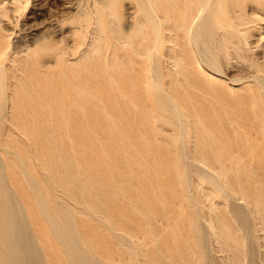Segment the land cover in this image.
I'll return each mask as SVG.
<instances>
[{"label": "bare ground", "instance_id": "6f19581e", "mask_svg": "<svg viewBox=\"0 0 264 264\" xmlns=\"http://www.w3.org/2000/svg\"><path fill=\"white\" fill-rule=\"evenodd\" d=\"M103 2L108 13L114 15L117 19L121 18V14H119L117 10V0H103ZM139 2L140 5L137 9V15L135 16L133 28L131 30H124L122 25L112 27L114 31V40L116 41H113L111 36L107 34L106 28L102 22L101 13L98 12V8L97 10L95 9L98 20L96 21L97 24L95 23L94 34L92 33L93 38L89 47L84 51L82 50L83 52L81 51V58L77 60L78 64L75 68H72V64H66L67 68L64 70V74L70 75L71 77L75 74V77L80 80V91L82 96L91 99L96 109L106 112L108 115V126L118 128V142L116 144L118 150L116 152L113 173V179H116L119 184L121 183L120 186H117L118 193L116 191V196H112L106 189L110 183L109 181L112 179L110 176V167L103 160L101 148L95 143V140L99 139L98 137L104 138L105 135L103 136L102 134L97 135V137L81 134L76 137L69 135V140L74 142L71 146V149L75 152L74 155L72 154L75 156V161H73V163L83 166L85 172L84 179L78 178L75 173L70 174L69 179L72 183L81 180V186L84 187L88 185L100 189L98 197L103 203V206L107 209L108 216L114 220L115 228L124 231L127 234L126 236L129 235L131 240L137 243L140 248L144 244L143 239L148 234L152 224L159 222L161 219V215L157 210L155 211L153 207L154 201H159L167 216L169 215V211H174L177 208L176 201L170 200L168 197L169 194L167 193L168 190L166 191L159 180L156 182V187L153 186V178L151 177L152 169L150 168L149 160L151 157H155L156 160L161 158L175 159L179 162L181 160L180 156L183 158V154L181 153L180 156L177 155L173 148L177 142L182 141V143H187L188 147L194 152V156L192 155L193 158L195 157L208 169V171H210V174L214 175L210 176L212 177L211 182L217 184L219 189L225 190V195L229 193L227 189H225L226 185L228 189L233 192L232 194H237L250 204L261 217V220L264 221V189L261 179L257 176L262 169L259 156L260 149L264 144V112L258 114L257 120L253 116L254 105L258 103L257 98L259 95L253 87L249 86L250 83L248 81H244L245 78L242 79L244 81L243 84L237 86L239 83L228 82L227 79L223 77V72L221 73L224 68H227L229 64L233 62L234 57L237 56H243V58L244 56L248 57L252 63L251 65H256V68L262 70L264 73V64H253L254 62L252 58H250L251 56L249 57L250 54H248L249 36L253 33V28L255 27L254 21L259 17L258 13H250L248 6L252 5L258 8V6H261L263 3L262 0H139ZM81 3L79 2L78 4L80 5ZM85 4L89 3L86 2ZM61 23V25H63L62 21ZM78 23H81V21ZM111 25L112 24H110V26ZM36 39L38 40V38ZM87 39L85 38V40ZM79 43L80 42L77 44ZM253 47L255 48V46ZM45 52L46 54H55L59 57L60 61L65 62L63 50L54 51L53 47L47 46ZM7 53L5 54L6 57ZM34 59L35 58L31 59V63L19 62L17 64V68L21 70L22 74L16 72V69H12L9 75L19 79H28L33 85L30 87L15 86V95L10 97L11 101L7 106L5 105L7 108L6 110H10L11 112L10 122L23 126L45 124L53 126L61 125V120H54L49 113H44V110H52V104L49 98L46 99L47 95L51 93V90L48 86L35 87L37 83L35 79L38 78L42 69L39 64H32V62L35 61ZM0 70V74L2 73V76L7 78L8 76L4 65L1 66ZM45 73H47L45 76L47 78L53 74L52 71H45ZM253 77L259 79L257 78L259 76ZM262 78L264 79V77ZM1 81L2 80H0V82ZM257 82L259 81L257 80ZM103 88L114 91L113 110L119 111L120 116H118V114H112L111 106L108 105V97H104L101 94ZM23 94H25L24 97L21 96ZM34 99H36L37 102L34 103ZM39 103H41L40 110L43 112L39 111L34 118H28V114L33 111V105ZM77 104H80L83 109L87 108V102L85 100ZM3 110H5V108ZM3 112L4 111H2V113ZM3 115L5 114H1V117ZM95 119L96 117L89 120L87 124L92 125ZM1 120L2 119H0V121ZM70 124L74 125L75 128L80 126L78 122ZM4 127L5 125L3 128ZM124 127L128 129H124ZM260 129L263 131L261 136L259 134ZM57 140L59 143L64 141L63 138ZM140 141H144L146 147L140 148L138 146V142ZM179 145L182 148L181 144ZM184 146L186 145L184 144ZM78 148H82L80 153L83 155V161H78L76 155L79 152L77 150ZM189 148H186V150ZM18 149L23 151V155L26 159H31L30 153L27 151L26 147L18 146ZM58 149L59 153L57 157H50L45 150L42 151V157L44 163L48 164L50 169V175L48 172L46 175H49L55 181L61 182L67 179V174L61 169L66 159L63 146H59ZM11 151H13V149H11ZM103 151H106L105 147H103ZM2 154L0 160H3L2 162L4 163L7 158ZM190 154L192 153H189L188 158H190ZM16 155L18 156V153ZM185 159H187V157H185ZM2 162L0 161V169L3 164ZM186 162L187 161H185V163ZM5 164L7 165L4 167L3 164L2 167L4 168L1 170L3 171L4 169L5 171H3V173H5V179H7L8 182L5 184L7 185L4 184V181L0 177V264H44V262L46 264H67L60 249L57 248L49 231L41 221L39 212L37 211V203L35 200H31L29 192L22 183V178L18 175L17 171H15V164ZM155 166L156 170H158V164ZM198 167L199 166H197V168ZM200 167L202 168L203 166L200 164ZM25 168L28 169L27 167ZM33 171H35V167H33ZM200 171L201 169H197V172ZM25 172H27V170H25ZM185 172L188 174L187 171ZM117 173L118 176H124V181L126 177L129 178L130 189L128 191L124 184L125 182H120ZM252 173H255V175H252ZM32 177L35 179L34 176ZM186 178L188 180V177ZM147 179L149 184L146 183ZM36 180H29V182L32 181L29 184L34 183L33 181ZM40 181H42V179ZM50 185L52 186V184ZM199 186L200 185H198V187ZM32 187L35 186L32 185ZM152 188H155V197L149 199L150 197H148L147 193L150 192ZM203 189L201 190L203 191ZM8 190L18 193L15 194L16 196L18 195L17 203L11 199L12 197L10 198L12 195L9 196L5 193ZM33 190L38 193L37 190ZM11 193L12 192H10V194ZM203 194L204 197L207 196V194ZM229 196L230 195H227V197ZM44 197L41 196V199L43 200ZM221 198L222 197H220V199ZM207 199L209 200V197ZM233 199L234 198L231 200ZM42 200H39V202H42ZM45 200L46 198L44 201ZM44 201L43 204H40L45 205ZM63 203H65V205L67 204L64 201ZM237 204H239L240 207L242 206L241 203H236V208L238 206ZM51 206L53 207H51V209L54 210L58 216H60V214H66L65 206ZM47 208L44 209L42 207V210H46V212L48 210L47 213L51 216ZM211 208L215 218L221 226V228L217 230V233L223 238L224 245L229 246L234 253H238L241 248L237 233L233 232L223 215H221V208H219L218 204H216V206H211ZM244 208L242 211L240 209V211L243 212L247 206L245 209ZM136 212H143L146 214V222L135 218L134 213ZM246 212L243 213L247 214ZM244 216V218L248 219L246 215ZM51 219L48 218L49 222ZM250 220L251 219L247 221ZM54 221H56L55 219H53V223L58 224ZM65 223L67 224V222ZM75 223L74 228L79 229L84 244L90 247V251L97 258L102 259L107 264H125L126 259L123 256V252L119 249V245L124 243L117 240L113 242L104 237H102L103 239L101 240L98 238L96 239L95 236H103V233L98 230L87 217L81 216L80 218H76ZM249 223L248 227L246 226L248 229L251 228ZM246 224L244 223L242 225L244 226ZM28 225H31L33 230L32 234L35 239H33L34 237L32 238L33 235L28 231L30 228ZM71 225L69 227H71ZM110 225L111 224H109V226ZM173 225V227L177 228L175 224ZM194 225L196 224L194 223ZM251 226L252 228L254 227L253 225ZM51 227L54 226L51 225ZM213 227L215 228L212 224V228ZM246 227L244 226L243 228ZM59 229L61 228L59 227ZM52 230L53 229H51V231ZM54 230L52 231L53 233L57 231V229L56 231ZM243 230L244 232L248 231L245 229ZM250 231L253 232L252 229L249 230L248 235ZM73 233H76V231ZM197 235L199 234L196 232V236ZM63 236L65 238L66 236L68 237V235L65 236V234ZM60 237L61 236H59V238ZM251 237H253V235ZM77 238H79V236H77ZM172 238L175 244H177V247L172 251L164 252L162 261L164 260L166 264H177V258L182 255V249L178 247L181 235L175 230L172 234ZM197 238L199 237L197 236ZM34 240L40 243L43 255L35 248L36 244L34 243L36 242ZM67 240L72 242V240L68 238ZM67 240L64 242L67 243ZM79 241H81L80 238ZM64 242L62 245H64L65 248H69L70 245L68 246V244L66 245ZM70 247H72V245ZM77 248L78 252H80L79 247ZM82 248L83 247H81L80 250H82ZM252 248L253 247H251V249ZM259 248H261L260 243ZM68 250L71 249L69 248ZM143 251L147 252V249ZM69 252L71 254L74 253L73 250ZM69 252L68 256H70ZM85 252L86 251L83 253ZM83 253L80 254L83 256L85 255ZM87 253L88 252H86V254ZM235 254H233L234 256L231 258L238 260L240 257ZM73 256L74 255L68 258H73ZM85 257L87 258L86 255L82 257L83 263L86 260ZM248 259L249 258H247V260ZM71 260L73 261V259ZM90 260L88 263L91 262ZM82 261L80 262L82 263ZM93 261L95 263L97 262V264L101 262L95 259ZM145 261L148 264H163V262H159L158 258H151ZM75 262L77 261L75 260ZM94 262L91 263L95 264ZM226 262H228V260ZM135 263L137 264V261Z\"/></svg>", "mask_w": 264, "mask_h": 264}, {"label": "rangeland", "instance_id": "374dc122", "mask_svg": "<svg viewBox=\"0 0 264 264\" xmlns=\"http://www.w3.org/2000/svg\"><path fill=\"white\" fill-rule=\"evenodd\" d=\"M79 2L80 3L82 2L80 5L84 7H81L78 4ZM86 2H88L89 4H85ZM138 2L139 0H117V10L118 13L121 14V18L117 19L115 18L114 15H111L110 13L107 12L108 10L104 5L103 0H83V1L82 0H39V1L38 0H0V16H1L0 17V69L1 66L4 65L6 74L8 76L7 78H4L2 76V73L0 74V80H2L0 82V109H1L0 117L1 114H5L0 118L2 119L0 121L1 123L0 153L1 154L3 153L2 155L7 158L6 162L4 163L2 162L3 160L0 161L4 164V165L2 164L4 167L7 165L5 163L15 164V169H16L15 171H17L18 175L22 178V183L25 189L29 192L31 200H35V202L37 203V211L39 212V217L43 222V224L45 225V227L47 228V230L49 231L52 240L55 242V245L57 246L58 249H60L61 253L63 254V258L65 259L67 264H73L75 260L77 261L75 262L77 264H89V263L92 264L94 262L93 261L94 259L96 261L99 260L101 261L98 264H107L102 259L97 258L90 251V247L87 244H84L83 238L80 236L79 229L74 228L75 227L74 224H76L75 219L80 218L81 216L89 218L90 222L103 233V236L102 235L95 236L96 239L98 238L99 240H101L103 239L102 237H104L105 239L111 240L113 242L114 240H117L119 242L124 243L119 245V249L123 252V256L126 259L125 264H136L135 263L136 261L137 264H148L146 263L145 260L151 258L152 259L158 258L159 262H163V264H166L164 260L162 261V256L164 252L172 251L177 247V244H175V241L172 238V234L174 233L175 230L177 231L178 234L181 235V239L179 241L178 247L182 249L181 257L177 258L178 259L177 264H229V263L230 264H245V263L264 264V246H263L264 221L261 220V217L257 214V212L253 209V207L250 204H248L242 197H239L237 194H232L233 192L229 190L226 185H225V189H227V191L229 192L226 194L230 195L229 197L225 195L224 193L225 190L219 189L217 184L211 182L212 177L210 176L211 175L214 176V175L210 174V171H208V169L205 168V166L201 162H199L195 157L193 158L194 152L191 150V148L188 147L187 143H182V141H179L175 144L173 148L177 155L180 156L181 153L183 154V158L182 156H180L182 161L180 160L178 162L175 159H162V158L156 160L155 157H151L149 160L150 168L152 169L151 177L153 178L152 181L153 186L156 187V182L157 180H159L161 182V185L165 187L166 191L168 190L167 193L169 194L168 197L170 198V200L176 201L177 208L174 211H169V215L167 216L165 215L166 212L163 209L162 205L159 203V201L157 202L154 201L153 207L155 211L157 210L159 212V214L161 215L160 216L161 219L159 222L152 224L148 234L143 239L144 244L140 248L137 243L131 240L129 235L126 236L127 234L124 231L115 228L114 220L108 216L107 209L103 206V203L100 201L98 197V193L100 192V189H98L95 186H88V185L84 187L81 186L82 183V182L80 183L81 180L72 183V181L69 179V175L74 173L77 174V177L80 179H84L85 176L84 167L81 165H75L73 163V161H75L74 160L75 156H73L75 152L71 149V146L73 145L74 142L69 140V135H73L76 137L77 135L81 134V135H87V136L90 135L92 137H97V135L102 134L103 136L105 135L104 138L98 137L99 139L98 140L96 139L95 143L97 146L101 148V152H102L101 154L103 155V160L110 167V176L112 177V179L109 181L110 183L106 189L111 193L112 196H116V191L118 190L117 186H120L121 184V183L119 184L116 179H113L114 166L116 161V152L118 150L116 148V144L118 142L117 140L118 139L117 134L119 132L117 130L118 128L108 126L107 123L109 122L107 121L108 115L106 114V112L96 109L93 106L94 103L91 99H87L83 97L80 91V85H81L80 80L77 77H75V74L73 75L71 74L72 77L70 75L64 74V70H66L67 68L66 64H72V68H75L78 64L77 60L81 58L82 55L81 51L82 50L84 51L89 47L95 30L94 26H96L95 23L97 24L96 21L98 20L97 18L98 16L97 13H95L96 12L95 9L97 10L98 8V12L101 13V17L103 19L102 22L106 28L107 34L111 36L113 41H116L114 40L115 39L114 31L112 27H117L118 25H122L124 30L126 31L129 29L131 30L133 28V24H134L133 22L135 20V16L137 15V9L139 8L140 5V2L139 3ZM262 2L263 3L261 4V6H258V8L253 7L252 5L248 6V8L250 9L249 10L250 13L252 14L258 13L259 15L258 19L254 21L255 27L253 28V33L249 36L248 54H250L249 57L251 56L250 58H252L254 62L253 64H264V0H262ZM77 5L80 7H78ZM61 21L63 22V25H61L62 24ZM79 21H81V23H78ZM110 24L112 25L110 26ZM36 38H38V40ZM85 38L88 39L85 40ZM81 41L83 44L81 43ZM78 42L80 43L77 44ZM47 46L53 47L54 51H58L60 49L63 50L65 54V55L63 54V58L65 59V62L60 61L59 57L56 56L55 54H46L45 48ZM253 46H255V48ZM6 53H7V57L5 55ZM33 58H35L34 59L35 61L32 62V64H39L42 69L41 70L42 72L39 73L38 78L35 79V82H37L35 84V87L39 88V87L48 86L51 90V93L47 95L46 99L49 98V101L52 104V110L50 111L44 110V113H49L54 120H61L62 122L61 125L53 126V125L45 124V125H37V126L35 125L23 126L21 124H14L10 122L11 112L10 110H6L7 108L5 107V105L7 106V104L11 101L10 97L15 95L14 92L15 86L30 87L33 85L31 81L28 79H19V78L11 77L9 75L11 74L12 69H16V72L22 74L21 70L17 68L18 66L17 64L19 62L31 63V59ZM244 58L243 56L234 57L233 62L230 63L227 68H224V70H222L221 73L223 72L222 73L223 77L226 78L227 81L230 83H239L237 86H240L243 84L244 81H248L250 83L249 86L255 89L259 97L257 98L258 103L254 105L255 108H254L253 116L257 120L258 114L264 112V88H262L264 87V82H263L264 79L262 78L264 77L262 76L264 75V73L262 70H258L256 68V65H251L252 63L250 62V59H248V57L244 56ZM44 70L50 72L52 71L53 74L47 78L45 77L47 73H45ZM253 76L256 77L259 76L257 77L259 79H256ZM260 77L262 78V80ZM242 79H244V81ZM257 80L259 82H257ZM101 94L104 97H108V105L111 106L112 114L113 115L118 114V116H120L119 111L113 110L114 91L113 90L110 91L107 88H103L101 90ZM21 96L24 97L25 94ZM35 100L36 99H34L33 101L34 103L37 102V100L36 101ZM84 100L87 102L86 104L87 108L85 109H83L80 106V104H77L83 102ZM4 108L5 110H3ZM32 108L33 111H31V113L28 114L27 116L28 118H34L35 116H37L39 111L43 112L42 110H40L41 103L34 104ZM2 111L4 112L2 113ZM95 117L96 119L92 125L87 124L89 120H92ZM76 122H78L80 125L78 126V128H75L74 125L70 124V123L74 124ZM4 125L5 127L3 128ZM124 129H128V128L124 127ZM262 132H263L262 129H260L259 132L260 136L262 135ZM59 138H63L64 141L59 143V141L57 140ZM179 144H181L182 148L180 147ZM184 144L186 146H184ZM18 146L26 147L27 151L30 153L31 159H26L23 155V151L19 150ZM59 146H63V149L65 151V159H66V162L64 165L61 166V169H63L67 174L66 175L67 179H64L61 182L55 181L49 176L50 175V169L48 167L49 165L44 163V159L42 157L43 150H45L50 157H54V158L57 157L59 153V149H58ZM138 146L140 148L141 147L144 148L146 147V144L144 141L142 142L140 141L138 142ZM103 147L106 148V151H103ZM186 148L189 149L186 150ZM11 149H13V151H11ZM81 149L82 148L77 149L79 151V152L77 151L78 153L76 154L78 161H83V155L80 153ZM17 153L18 156L21 157H18L16 155ZM189 153H192L190 154V158L192 157L191 159L188 158ZM263 153H264V144L260 149V156H259V160L262 164V169L260 173L257 174L258 178L261 179L264 189V154ZM185 157H187V159H185ZM185 161L187 162L185 163ZM156 164H158V170H156V166H155ZM200 164L201 166H203L202 167L203 169L200 167ZM2 165H1V169L4 168L2 167ZM197 166H199L201 171L203 172L201 171L197 172V169L200 170L199 167L197 168ZM25 167H27L28 169H26ZM33 167H35V171H33ZM1 169H0V177L4 181V184L8 183L7 179H5L6 178L5 173H3L4 169L3 171ZM25 170H27V172H25ZM185 171H187L188 174H186ZM47 172L49 174L48 176L46 175ZM24 173L27 174L25 175ZM252 175H255V173L254 174L252 173ZM30 176L31 177L34 176L35 179L33 177L31 178ZM123 177H124L123 175L118 176L120 182L124 181ZM186 177H188V180ZM31 179L32 180L37 179L36 181L38 183L36 181H33L34 183L29 184L30 182H32V181L29 182V180ZM41 179L42 181H40ZM128 179L129 178L126 177V180L124 181L125 182L124 184L127 187V191L130 189V183ZM146 183L149 184L148 179L146 180ZM50 184H52V186ZM32 185H34L35 187H32ZM198 185L200 186L198 187ZM42 187L44 190L42 189ZM200 188L201 189L204 188L203 191ZM33 189L35 190L40 189V190H37L38 193H36ZM9 191L12 193L10 194ZM5 193H7L9 196L12 195L10 196V198L12 197L11 199H13L15 203H17L18 195L16 196L15 194L18 193L16 191L8 190ZM60 193H65V194H60ZM203 193H205V195L207 194L209 200L207 199L208 198L207 196L204 197ZM147 194L148 197H150L149 199H153L155 197V188H152L151 191L148 192ZM14 195L16 196V198ZM41 196L42 197L45 196L43 200L41 199ZM220 197L222 198L220 199ZM45 198L46 200L44 201ZM232 198L234 199L231 200ZM61 199L67 204L65 205V203H63ZM39 200H42V202H39ZM43 201L45 205H42ZM236 203H241L242 206L240 207L239 204H237L238 206L236 208ZM216 204H218L219 208H221V215H223L227 223L232 228L233 232L237 233L238 242L240 244L241 250H239L238 253L235 252L236 254L232 249H230L229 246L224 245L223 238L221 237L220 234L217 233V230H219L221 226L218 223L217 219L215 218V215L211 208V206H216ZM41 205L44 209L48 207L47 209H49L51 216L47 213L48 210L47 212L46 210H42ZM51 205L65 206L66 214L63 213L64 215L60 214V216H58L55 213V211L51 209L52 207ZM245 205L247 206V208ZM244 206L246 209L244 208ZM242 207L246 211L248 210L247 212L243 210V212H246L247 214L241 212L243 209ZM230 210L233 214L230 212ZM244 215H246L248 219L244 218L245 217ZM145 216L146 214H144L143 212L134 213V217L137 219H141L143 222H146ZM72 217L74 218V220ZM48 218L51 219L50 221L51 224ZM69 218L72 220H70ZM53 219H55L56 221L54 222H57L58 224L53 223ZM249 219L251 220L247 221ZM65 222H67V224ZM194 223L196 225H194ZM211 223L215 226V228L214 227L212 228ZM244 223L245 224L247 223L246 225H244L245 227L246 226L248 227V223H249L251 228L249 229L247 227L243 228L244 226L242 224ZM109 224L111 225L109 226ZM173 224H175L177 228L173 227L174 226ZM51 225L54 227H51ZM70 225L71 227H69ZM238 225H242V226H238ZM251 225H253L254 227L252 228ZM28 226H30V228L28 227L29 228L28 231L30 232V234H32L33 232L32 227L31 225ZM59 227L61 229H59ZM68 228H70L71 231ZM51 229L53 230L55 229L54 231H56L57 229V231L59 230L60 232L56 231L55 234L52 232L53 230L51 231ZM112 229H114L115 232ZM243 229L248 231L252 229L253 232L250 231V234L248 235L249 232L246 231L247 232L246 233L244 232ZM68 231H70L71 233ZM75 231L76 233H73ZM196 232L197 234H199L197 235L199 238H197ZM64 234L65 236L68 235V237L66 236L65 238L63 236ZM251 234L255 239L251 237L252 236ZM55 235H57L58 237ZM214 235L216 238L214 237ZM245 235L247 236V238ZM59 236L61 237L59 238ZM77 236H79L81 241H79V238H77ZM33 237L34 235L32 236V238ZM67 238L69 240H72V242L68 241ZM33 239H35V237ZM65 240H67V243L64 242ZM253 240L256 242V244ZM34 241L36 242L34 243L36 244V246L34 245L35 248H37L38 252L42 254L43 251L42 248H40L41 247L40 243L37 240ZM63 242L66 245L68 244V246L72 245L73 248L69 246L71 250H68L69 248L67 246H66L67 248H65L64 245H62ZM259 243L261 248H259ZM250 246L253 248L251 249ZM77 247H79L80 252H78ZM81 247H83L82 248L83 251L80 250ZM64 248L67 250H65ZM146 249L147 252H144L143 250ZM72 250L74 253L71 254L69 251L72 252ZM84 251L88 252L87 253L88 255L86 254V252L83 253ZM68 252L70 256H68ZM80 253H83L87 256L88 260L85 257L87 262L85 260L83 263L82 257H84L85 255L82 256ZM233 254H235L240 258L238 260L232 259L231 257L234 256ZM72 255H74L75 257L73 256V258H68L71 257ZM78 257L79 259L80 258L81 259L79 260ZM247 258L249 259L247 260ZM71 259H73V261ZM226 259L228 260L229 263L226 262L227 261ZM89 260L92 263L91 262L88 263ZM80 261H82V263ZM44 264L46 263L44 262ZM95 264H97V262Z\"/></svg>", "mask_w": 264, "mask_h": 264}]
</instances>
